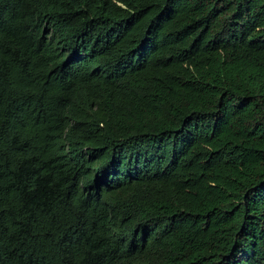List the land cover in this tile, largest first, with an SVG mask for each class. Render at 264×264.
I'll return each mask as SVG.
<instances>
[{
    "label": "trees",
    "instance_id": "trees-1",
    "mask_svg": "<svg viewBox=\"0 0 264 264\" xmlns=\"http://www.w3.org/2000/svg\"><path fill=\"white\" fill-rule=\"evenodd\" d=\"M0 264H264V0H0Z\"/></svg>",
    "mask_w": 264,
    "mask_h": 264
}]
</instances>
